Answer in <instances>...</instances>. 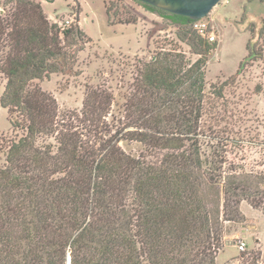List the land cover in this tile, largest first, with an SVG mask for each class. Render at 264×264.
I'll list each match as a JSON object with an SVG mask.
<instances>
[{"label":"trees","instance_id":"16d2710c","mask_svg":"<svg viewBox=\"0 0 264 264\" xmlns=\"http://www.w3.org/2000/svg\"><path fill=\"white\" fill-rule=\"evenodd\" d=\"M134 1L168 19L197 57L168 50L140 61L115 121L103 90H86L81 110L60 116L36 83L59 72L65 40L83 36L77 25L61 29L36 0H0V106L21 131L0 167V264H217L226 224L244 222L240 202L264 210V172L227 156L241 139L219 135L221 145L201 151L205 66L217 43L189 17ZM105 9L110 21L137 22L134 10ZM246 50L256 54L250 41ZM124 141L142 150L127 152ZM242 264H264V253Z\"/></svg>","mask_w":264,"mask_h":264},{"label":"rangeland","instance_id":"374dc122","mask_svg":"<svg viewBox=\"0 0 264 264\" xmlns=\"http://www.w3.org/2000/svg\"><path fill=\"white\" fill-rule=\"evenodd\" d=\"M36 1L49 20L59 26L68 20L65 26L75 24L83 33L65 40L66 56L59 61V72L36 82L55 97L60 116L79 112L86 90L100 89L111 97L110 112L115 121H123L118 109L134 92L133 79L140 61L149 60L155 51L168 50L181 51L191 60L197 57L177 39L176 27L168 19L134 0ZM108 4L118 10H134L137 22L110 21L105 9ZM193 27L202 28L208 39L213 37L209 41L217 43L205 66L201 151L208 155L221 145L216 139L219 135L239 138L240 150L227 154L228 159L246 171L264 172V0H220L204 18L194 21ZM248 41L256 54H248ZM4 84L1 76L0 96ZM221 85L218 96L215 91ZM20 134L13 131L7 109L0 106V167L5 163L8 141ZM120 145L132 154L142 150L135 141ZM239 208L244 222L226 224L217 264H232L231 260L242 264L257 250L264 253V210L245 200ZM240 239L246 243L243 251L236 246Z\"/></svg>","mask_w":264,"mask_h":264},{"label":"water","instance_id":"95a60500","mask_svg":"<svg viewBox=\"0 0 264 264\" xmlns=\"http://www.w3.org/2000/svg\"><path fill=\"white\" fill-rule=\"evenodd\" d=\"M166 12L187 16L197 21L204 18L220 0H139ZM70 264V256L67 258Z\"/></svg>","mask_w":264,"mask_h":264},{"label":"built area","instance_id":"2783aa9c","mask_svg":"<svg viewBox=\"0 0 264 264\" xmlns=\"http://www.w3.org/2000/svg\"><path fill=\"white\" fill-rule=\"evenodd\" d=\"M68 22H69L68 20H65V23H64V24H63V23H60V28L63 29V28H65V27H67V26H65V24H67ZM61 25H62V26H61ZM194 28H195V27H194ZM195 29H196L197 31L199 30L198 33H199L201 36L206 37V35L203 33V29H202V28H198V29L195 28ZM207 37H208V35H207ZM209 39H213V37L210 36ZM236 246H237V248L239 249V251H243V250L246 248V243L240 239V240L237 241Z\"/></svg>","mask_w":264,"mask_h":264},{"label":"crops","instance_id":"0c3cea01","mask_svg":"<svg viewBox=\"0 0 264 264\" xmlns=\"http://www.w3.org/2000/svg\"><path fill=\"white\" fill-rule=\"evenodd\" d=\"M226 240V239H225ZM235 258V257H234ZM233 258V259H234ZM216 261H217V257H216ZM232 261V264H238L236 260H231ZM227 264V263H226Z\"/></svg>","mask_w":264,"mask_h":264}]
</instances>
